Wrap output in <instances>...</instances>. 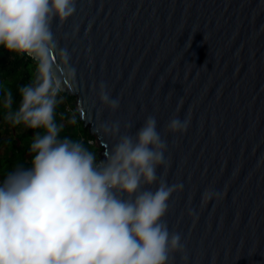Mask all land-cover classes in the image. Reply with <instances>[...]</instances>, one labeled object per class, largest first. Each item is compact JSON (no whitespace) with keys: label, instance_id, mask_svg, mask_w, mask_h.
I'll return each mask as SVG.
<instances>
[{"label":"water","instance_id":"1","mask_svg":"<svg viewBox=\"0 0 264 264\" xmlns=\"http://www.w3.org/2000/svg\"><path fill=\"white\" fill-rule=\"evenodd\" d=\"M51 31L31 56L77 95L105 156L118 136L101 125L134 134L156 118L165 164L145 187L181 185L161 218L183 245L167 264H264V0H75ZM177 116L187 129L165 132ZM206 189L219 195L204 200Z\"/></svg>","mask_w":264,"mask_h":264},{"label":"clouds","instance_id":"2","mask_svg":"<svg viewBox=\"0 0 264 264\" xmlns=\"http://www.w3.org/2000/svg\"><path fill=\"white\" fill-rule=\"evenodd\" d=\"M74 11L75 0H0V45L40 59L53 41V19L63 22ZM19 92L15 111L11 92L4 93L5 119L43 133L30 144L31 166L16 168L0 183V264H167L183 245L161 218L181 185L145 187L165 164L167 142L156 118L148 116L134 134H120L119 121L101 125L118 140L98 162L83 142L59 138L64 126L54 113L60 88L44 62ZM99 99L113 111L119 107L103 82ZM187 126L177 116L165 132ZM217 195L206 189L202 198Z\"/></svg>","mask_w":264,"mask_h":264},{"label":"trees","instance_id":"3","mask_svg":"<svg viewBox=\"0 0 264 264\" xmlns=\"http://www.w3.org/2000/svg\"><path fill=\"white\" fill-rule=\"evenodd\" d=\"M40 64L39 60L28 53L10 52L0 45V183L16 168L31 166L34 154L29 151L30 144L37 132L43 133L42 129H31L24 125L14 126L5 119L8 109L3 107L4 93L11 92L13 99L11 110H17L21 100L19 89L36 78ZM47 70L51 74L48 66ZM73 96L72 93L60 90L57 97L60 102L55 108V122L64 126L59 138L69 137L74 141H81L95 153L96 147L88 142V137L92 134L86 126H80L76 111L70 114L75 123L63 120L67 115L66 106L72 102Z\"/></svg>","mask_w":264,"mask_h":264},{"label":"rangeland","instance_id":"4","mask_svg":"<svg viewBox=\"0 0 264 264\" xmlns=\"http://www.w3.org/2000/svg\"><path fill=\"white\" fill-rule=\"evenodd\" d=\"M73 99H72V102L66 106V111H67V115H65V117H63V120L67 121L68 123L72 120V116L70 114H72L71 112H75L77 113V110H76V106H77V103H76V97L77 95L76 94H73ZM77 116H78V113H77ZM79 118V116H78ZM80 119V118H79ZM82 120L80 119V126H86L89 131H90V128H89V125L88 124H83L81 122ZM79 123V122H78ZM90 133L92 134L91 137H88V142L92 145H94L96 147V159L97 161H100L104 158V153L102 152V146L101 144L99 143V139L97 137V135L95 133H92L90 131Z\"/></svg>","mask_w":264,"mask_h":264},{"label":"bare ground","instance_id":"5","mask_svg":"<svg viewBox=\"0 0 264 264\" xmlns=\"http://www.w3.org/2000/svg\"><path fill=\"white\" fill-rule=\"evenodd\" d=\"M80 118V117H79ZM81 119V118H80ZM82 120V119H81ZM89 124V123H88ZM91 131V130H90ZM92 132V131H91ZM93 133V132H92ZM98 137V136H97ZM98 139H99V143H100V138L98 137ZM105 155V154H104Z\"/></svg>","mask_w":264,"mask_h":264}]
</instances>
